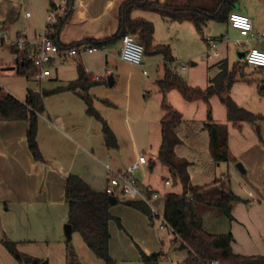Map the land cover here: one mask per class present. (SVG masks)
Listing matches in <instances>:
<instances>
[{
	"label": "crops",
	"instance_id": "obj_1",
	"mask_svg": "<svg viewBox=\"0 0 264 264\" xmlns=\"http://www.w3.org/2000/svg\"><path fill=\"white\" fill-rule=\"evenodd\" d=\"M50 1L55 7L61 4V0ZM121 1L123 0H74L72 13L59 35L60 41L69 43L88 36L111 35L117 26L116 8ZM210 1L195 0L198 3ZM236 4L233 11L247 15L255 30H264V2L261 6L257 3L259 7H256V3L249 4L239 0ZM48 6L46 11L51 8L50 4ZM0 18H2L0 26L10 19L9 16L1 15ZM149 21L154 27L155 43L154 22L151 18ZM222 25L223 29L219 36L213 39L218 41L220 59H226L231 45L235 46L234 39L240 35L228 22ZM42 28L31 31V27H26L25 31H16L13 35L15 37L18 34H25L34 37ZM258 46L264 48L262 44ZM11 48L12 46L10 50ZM235 48L238 54L240 49L236 46ZM119 49L120 40L102 49L69 58L63 64L57 60L53 61L48 78L28 79L37 82L35 87L29 88L26 85L23 93L5 89V93L21 101L25 99L27 89L52 93L43 97L45 110L38 115L36 141L42 161L34 160L28 150L27 121H0V264H30L18 262L4 247L3 240L15 242L20 252L31 254L40 259V262L45 260L47 264H53L51 261L57 258L67 264L68 252L65 245L67 238L62 222L66 221L68 212L63 192L68 174H76L93 189L104 191L107 186L108 169H123L139 155H144L147 162L136 171L135 176L143 191L157 192L161 195V198L155 201L159 211L163 213L164 196L167 193H181V185L172 182L167 165L157 157L162 144L160 120L164 111L161 101L165 97L166 102L172 105L171 98H176L173 88L163 94L156 84V80L164 75L163 59L160 55L144 59L147 56L143 55L142 66L131 65L119 58ZM11 51L15 56L12 59L15 64L1 70L16 72L17 64L22 61L23 56L18 50ZM120 62L139 68L142 76L138 78L127 74L124 77L121 72H117L119 82L122 81V84L113 88L117 82L113 73H110L111 66L118 68ZM78 67L83 69L88 83L92 84H86L84 89L68 88L77 78ZM143 70L146 71L145 74ZM149 70L153 76L150 80L147 77ZM103 73L112 75L111 86L108 85L107 78L103 77ZM143 75L146 78H143ZM103 79H106V82ZM83 96L91 99L93 108L109 126L114 137L109 144L105 142L101 122L87 113ZM185 107L191 110L195 106L190 104ZM197 130L198 124L189 118L174 128L179 143L173 150L176 157L190 163L187 168L190 184L205 185L230 172V177L233 178L234 172L227 162L217 163L212 159L207 132L197 134ZM257 153L258 156H255V153L251 154L250 149L244 152V174L247 180H250L251 188L239 183L244 193L241 197L247 201L233 204V220L225 218L228 221L227 225L219 228L218 219L222 215L217 211H204L203 214L212 215L206 224L202 214L203 227L206 231L211 233L230 231L234 238L231 244L233 252L244 255H264V149L258 150ZM223 163H227L225 171ZM166 180L170 181L169 184H165ZM177 186L181 189L180 192L175 191ZM117 193L115 192L114 197L118 201L111 205L110 213L120 220L123 231L131 240L139 237L144 241V245L138 244L139 249L147 255L156 253L148 249L149 236L146 229L150 226L157 234L160 250L164 248L163 244L166 241L170 249L183 251V255L174 262H183L187 251L180 247V241L173 233L168 228H156L154 224L157 225L158 221H152L144 212L124 203L118 206L120 198L121 201L125 200L120 193L118 194L121 197L115 196ZM214 193V190L210 191L208 196H213ZM116 205L120 210L114 213L113 206ZM109 233L110 250L112 244L110 221ZM161 252L167 256L163 250ZM76 264H80L78 257Z\"/></svg>",
	"mask_w": 264,
	"mask_h": 264
},
{
	"label": "trees",
	"instance_id": "obj_2",
	"mask_svg": "<svg viewBox=\"0 0 264 264\" xmlns=\"http://www.w3.org/2000/svg\"><path fill=\"white\" fill-rule=\"evenodd\" d=\"M237 0H211L210 3H198L195 0H123L116 8L117 26L115 31L105 37L88 36L69 43H62L59 39L61 30L67 23L74 4V0H65L61 15L56 17L55 22L48 26L47 36L51 38L60 48H76L89 46L97 49L112 44L121 39L124 34H131L143 46L144 56L160 55L163 59L164 75L156 80L159 90L164 92L170 88H177L186 101L203 100L208 101L210 97L217 96L225 108L226 120L232 126L239 127L241 122L256 123L264 120L261 114H255L239 106L228 92L237 76L242 75V59H238L229 65L226 59H220L214 66L218 67L217 73L209 78L208 85L202 89L189 86L184 78L172 71L171 65L174 58L168 45L155 44L153 41L154 27L152 22L142 17H132L134 10L152 11L172 21L189 19L194 28L200 32L203 26L209 22L226 23L228 16ZM51 9L54 4L49 2ZM13 51H17L14 47ZM23 56V55H22ZM242 63H244L242 61ZM244 65H246L244 63ZM264 67L257 68L262 71ZM36 66L22 58L18 62L16 72L19 75L31 79L34 77ZM106 82V79H103ZM246 80V79H245ZM248 81V80H246ZM249 82V81H248ZM88 83L85 72L78 67L77 78L71 82L68 88H85ZM260 95H264V86L258 87ZM52 93L45 90H26L23 101L9 93H5L0 86V121L25 120L28 123L26 131V142L28 150L36 161H42L36 134L38 128V115L45 110L43 97ZM87 107V113L101 122L102 132L107 144L114 140L113 134L106 121L92 106L91 99L83 96ZM161 107L164 115L160 120L162 144L158 149L157 157L169 169L170 179L173 183H179L182 187L180 194L167 193L164 196L163 217L180 239V247L186 249L187 256L184 264H204L211 260H218L220 264H264V255H244L233 252L231 244L234 241L230 231L224 233H211L204 229L203 218L197 206L202 203V209H214L228 220H233L232 208L236 202L247 200L238 196L231 187L228 175L216 178L209 184L192 185L189 182L187 168L190 163L176 157L174 146L179 143L174 128L182 121L181 113L162 98ZM209 121L204 122L203 128L209 138V152L215 162L227 161L228 142L227 129L224 124L213 122L210 111L207 113ZM259 140L264 144V138L258 132ZM214 190L213 196H208ZM64 200L67 204V223L72 227V232H77L86 244L87 248L105 264H120L109 254V221L114 220L122 227L120 220L110 213L111 203L109 195L104 191H97L89 186L80 176L68 174L64 181ZM149 193L148 191H145ZM116 201L118 199L115 197ZM134 209H137L150 218L148 207L141 201H122ZM148 210V211H147ZM2 244L7 251L20 263L39 264L40 260L18 251L13 241L3 240ZM66 250L70 252V238L65 242ZM69 255V254H68ZM141 260L145 264H157L163 252L159 251L150 255L139 249ZM68 264V262H67Z\"/></svg>",
	"mask_w": 264,
	"mask_h": 264
},
{
	"label": "rangeland",
	"instance_id": "obj_3",
	"mask_svg": "<svg viewBox=\"0 0 264 264\" xmlns=\"http://www.w3.org/2000/svg\"><path fill=\"white\" fill-rule=\"evenodd\" d=\"M54 1L58 2L59 0ZM239 1L249 4L256 3V7H259L257 3H259L261 6L262 2H264V0ZM48 3L49 0H0V15L3 17H10V19H7V21L3 22V27L0 26V30L5 31L9 38H14L13 34L16 31H25L26 27H31V31L32 29H35L36 31L41 29L44 26L45 19L48 14V11H46V9L49 7ZM26 12L29 13L30 17L25 16ZM132 16H140L148 21L149 18L153 19L155 26V43L168 45L171 49V54L174 57V63H172L171 67L172 71H176L179 76L184 78L189 86L205 88L208 85L209 78L214 76L218 71V67L214 66L213 64L217 62L221 56L209 58L205 56L207 51L205 39L206 37H218L220 31L223 29L222 23L209 21L203 26L202 30L198 32L189 19H184V21L180 23L178 21H172L168 18L162 17L156 12L142 10L134 11ZM148 57L149 56L145 57L144 59H149ZM225 57L229 65H232L238 61L237 49L235 46L231 45V49ZM13 58H15V56L10 50V45L8 42H3L2 44L0 43V85L3 87V91L9 88L11 90L13 89V91H17V93H23V89L26 85L29 88H33L37 85V82L28 80L26 77L19 75L13 70H1L3 67L14 65L15 61H12ZM118 65V68L111 66L110 73H113V76L117 82V85H115L113 88H117L118 85L122 84V81L119 82L120 80L117 77V72H121L124 77H126L127 74L138 78L142 76L140 69L137 67H132L121 62ZM241 65L243 77L241 78L240 76H237L238 79L231 86L230 90L224 95L231 96V98L239 106L245 108L246 110L264 116V95H260L258 92V87L264 86V69L259 71L257 68L244 65L242 61ZM180 66H183V70H180ZM110 73H103L102 75L103 77L107 78ZM147 77L149 80L151 77H153L150 70ZM143 78H146V76L143 75ZM122 80L124 82V78ZM173 92L176 94V98H171V104L182 113L181 122L185 121L186 118L194 119V122L198 124V130L196 131L197 134L206 132V130L203 128V124L204 122L209 121L207 118L208 111H210L213 122L224 124L226 126L228 159L225 162L228 163L230 169H232L234 172V177H230L231 172L226 175H228L230 178L233 191L241 197V195L244 193L240 187V184L242 183L243 185L244 183V185H246L245 187L250 186L251 188V183L250 180H247V176L244 173L239 172L236 164L240 162L244 167V152L247 149L251 150V154L255 153V156H258V150L264 149V144L258 138V132L261 137L264 138V120H258L255 124L243 121L239 127H235L226 120L225 108L217 96L210 97L207 102L198 99L194 101V103H189V101H186L182 97L177 88H173ZM190 104L191 106H195L191 110L185 107L190 106ZM227 163L222 164L223 171H225ZM209 183L211 182H208L207 184ZM175 191H181L179 186L175 188ZM115 196L118 198L121 197L119 194ZM121 203L122 201L120 198L118 206ZM118 206H113L114 213L120 210L118 209ZM197 208L201 215L207 210L216 211L214 209H202V203H199ZM207 214H203L206 224H208L209 218L212 216L211 213ZM66 222L67 218L65 222H62V225H64ZM227 222L228 221L225 219V217L220 216L218 219L219 228H223L222 226L224 224L226 226ZM110 225L112 233V244L109 250L110 256L120 264H145L140 258L138 247V244L144 245V241L139 237L131 240L123 231V226L119 227L114 220H110ZM146 230L147 235L149 236L148 249L152 252L163 250L167 254V256L161 257L157 264H174V261L183 255V251L181 250L170 249L167 246L166 241H164L163 244L164 248L160 250V244H158L156 239L157 234L152 228H150V226L147 227ZM68 254V264H76L77 257L79 258L80 264H105L87 248L86 244L77 232L71 233L70 252ZM26 255L36 258L31 254ZM51 263L64 264L57 258L56 260L53 259Z\"/></svg>",
	"mask_w": 264,
	"mask_h": 264
},
{
	"label": "built area",
	"instance_id": "obj_4",
	"mask_svg": "<svg viewBox=\"0 0 264 264\" xmlns=\"http://www.w3.org/2000/svg\"><path fill=\"white\" fill-rule=\"evenodd\" d=\"M65 0H61V4L54 9L48 11L45 19L44 26L34 37H29L25 34H18L14 38H9L7 33L0 30V43L8 42V44L23 55L27 62L36 66L34 78L42 80L50 76V66L53 61L65 63L67 59L81 56L83 53L96 51L97 48L83 46L79 49L76 48H60L51 38L47 36L49 31L48 26L55 22L56 17L62 14ZM29 15L28 12L25 13ZM228 23L231 27L239 32L240 37L234 39L233 43L236 47L244 52L242 61L250 67L260 68L264 67V48H260L258 44L264 45V30L257 31L254 29L251 19L239 12H231L228 16ZM207 51L205 56L218 57V41L206 37ZM242 48V49H241ZM143 46L129 33L124 34L120 39L119 58L131 65H143ZM183 69V66H180ZM145 74L146 71L143 70ZM147 162L144 155H139L136 160L131 162L123 169L113 170L108 169L107 172V186L104 189L109 195H114L115 192L120 193L125 201H141L149 209L152 221H158L154 226L158 229L168 228L173 235L180 241L177 235L167 224L163 217V213L159 211L155 205V201L161 198L157 192L146 193L138 184L135 173L140 167ZM169 180L165 184H169ZM181 242V241H180ZM174 264H184L183 262H174ZM204 264H220L218 260H211Z\"/></svg>",
	"mask_w": 264,
	"mask_h": 264
},
{
	"label": "water",
	"instance_id": "obj_5",
	"mask_svg": "<svg viewBox=\"0 0 264 264\" xmlns=\"http://www.w3.org/2000/svg\"><path fill=\"white\" fill-rule=\"evenodd\" d=\"M243 57H244V52H241V51L238 52L237 58L238 59H243ZM107 83H108L109 86H111L113 84V77H112V75L107 76ZM236 167L239 170V172L245 173V169H244L243 165L240 162H238L236 164ZM108 199H109V202L111 203V205H113V204L116 203L115 197L109 196ZM63 231H64V234H65L66 238H70L71 233H72V227H71V225L66 222L63 225ZM39 264H47V262L44 260V261H41Z\"/></svg>",
	"mask_w": 264,
	"mask_h": 264
}]
</instances>
